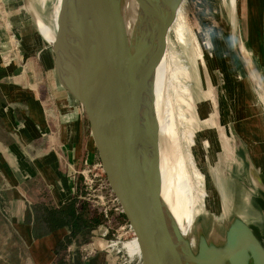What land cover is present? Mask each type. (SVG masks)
Wrapping results in <instances>:
<instances>
[{
    "label": "rangeland",
    "instance_id": "rangeland-1",
    "mask_svg": "<svg viewBox=\"0 0 264 264\" xmlns=\"http://www.w3.org/2000/svg\"><path fill=\"white\" fill-rule=\"evenodd\" d=\"M56 5L57 0H0V93L1 100L9 101L0 109V264H141L139 244L119 214L95 147L90 146L91 151L86 150L78 157L76 147H73L79 141L74 145L65 141L69 151L62 160L65 162L73 156L69 162L75 164L67 166L65 174L84 221L78 219L69 203L61 206V210L67 209L73 214L78 229L56 245L53 260L41 259L34 263L31 251L14 226L12 207L17 201L16 188L26 193L24 201H30L35 207L32 209L35 216L47 217L56 212L50 188L65 189L61 182L43 181L46 174L55 173L56 168L47 160L51 154H47L48 143L42 139L33 146L30 140L39 134V130L30 120L26 122L25 117L12 111L25 108L31 116V102L40 124L50 120L56 130L58 122L55 108L49 101V80L57 101L56 109L62 114L61 125L67 126L72 121L68 105L72 106L75 101L59 84L52 47L37 29L38 18L53 28ZM167 50L169 69L160 106L161 116L169 124L174 119L171 126L185 150L189 143L183 140V135L187 131L198 135L206 168L202 171L199 166L207 179L205 189L207 193L212 189L223 207V211L212 212L207 206L200 208L199 202L193 237L206 245L214 237L224 240L232 218L239 216L255 227L264 243V218L260 207L253 203L257 194L262 193L256 191L250 196L247 186L251 187L252 183L248 166L236 152L231 134L236 127L239 129L248 101L253 104V100L261 111L264 109V0H235V11L231 0H183ZM26 64L35 68V84L29 78ZM256 75L260 84L253 80ZM37 92L46 108L51 104L46 118L36 103ZM23 99L30 102H23ZM214 105H217L216 109ZM261 111H257L258 117L264 112ZM38 122L35 120L37 126ZM217 123L225 126L230 137L227 141L230 153L229 150L225 153ZM87 125L90 139L88 122ZM27 127L32 129L31 133L26 132ZM56 139L49 141L50 147L57 144ZM40 156L47 163H38ZM189 172L197 193L193 170L189 169ZM159 179L160 183L156 180L158 197L167 226L175 190L171 183L162 177ZM209 182L210 189L207 188ZM127 251L137 256H131Z\"/></svg>",
    "mask_w": 264,
    "mask_h": 264
},
{
    "label": "water",
    "instance_id": "water-1",
    "mask_svg": "<svg viewBox=\"0 0 264 264\" xmlns=\"http://www.w3.org/2000/svg\"><path fill=\"white\" fill-rule=\"evenodd\" d=\"M134 1L135 15L126 13L123 0H101L102 37L96 49L76 0H61L51 47L57 79L87 118L119 214L140 245L141 264H174L155 177L154 85L183 0ZM250 172L264 189L257 170ZM192 232L189 255L194 264H204L206 253ZM225 239L235 252L230 257L264 264V245L239 216L232 218Z\"/></svg>",
    "mask_w": 264,
    "mask_h": 264
},
{
    "label": "bare ground",
    "instance_id": "bare-ground-1",
    "mask_svg": "<svg viewBox=\"0 0 264 264\" xmlns=\"http://www.w3.org/2000/svg\"><path fill=\"white\" fill-rule=\"evenodd\" d=\"M123 1H124L126 13L130 11L131 13L134 14L133 12L134 8H132L134 0H123ZM60 2L61 0H57V5L55 8L54 18H53V25H54L53 28L47 25L46 23H44L40 18L37 19V29L41 34V36L44 38V40L50 45L54 44L56 41L57 20L60 9ZM76 2L84 19V23L90 32L94 47L96 49H99L101 44V37H102L101 0H76ZM182 5L183 2L180 4V6L177 9L173 26L176 23L178 17H180ZM231 7L235 11V0H231ZM168 42L169 39L167 40V46H168ZM167 46L164 56L161 62L159 63V65L157 66L156 75H155V85H154L155 109H156V117H157L155 177L157 181L159 178L161 179L162 177L163 179L171 183L175 190L174 199L171 206L172 207L171 217L166 226L168 233V246L170 250L169 252L174 261V264H194L193 258L191 257L192 255L191 256L189 255V248L191 245L188 237L192 232L195 220L199 214L198 213L199 202H200V208L207 206L208 209L212 212L223 211V207L221 205V201L217 196V194L214 193L213 195L212 193L213 190L210 189V185H211L210 182L208 183L209 186L207 187L208 189H210L208 190L209 193H207L205 189L207 179L206 176L201 172V169L203 171L206 168L204 166L203 156L200 154L198 135L193 131H187L183 135V140L189 143L188 149L185 150L184 147H182L181 145L182 142L181 139L179 140L178 139L179 137L177 138V136L174 134L173 126H171L174 119H172L169 124V122H164L161 116L160 106L163 100V89L166 83V74L169 69ZM201 58L202 61L204 62L202 53H201ZM246 59H248L247 56ZM253 80H255V82L260 84L259 82L260 79H258L257 75L253 77ZM216 106L217 105H214L215 109ZM193 120L194 117H192L191 121L193 122ZM224 127L225 126H223L222 123L220 125L219 123H217L219 134L223 140L225 153L228 152V150L230 153L231 148L230 146L228 147L227 144V141L228 139H230V137L228 133L225 131ZM195 161H198L197 162L198 166L197 163H195ZM199 166L201 167V169H199ZM189 169L193 170L192 175L194 179L197 181V189H198L197 193H195L194 191L193 180L191 173L189 172ZM205 243L206 242L203 243L201 242L203 251L206 253L203 257L204 264H228V263H224L228 261L236 262L235 264H246V262H248V256L240 257L239 259H237L238 257H230L235 252L232 249L231 245L229 244L230 242L226 239L221 240L218 239L217 237H214V240L208 242L209 243L208 245H206ZM189 257H191V259Z\"/></svg>",
    "mask_w": 264,
    "mask_h": 264
},
{
    "label": "crops",
    "instance_id": "crops-1",
    "mask_svg": "<svg viewBox=\"0 0 264 264\" xmlns=\"http://www.w3.org/2000/svg\"><path fill=\"white\" fill-rule=\"evenodd\" d=\"M26 65L30 71L29 78L35 84L33 80L34 79L33 73H34L35 68L31 67L28 64ZM55 72H56V69H55ZM48 86H49L48 92L50 95L49 101L54 106L56 115H57L58 124L56 125V130H54L55 126L52 125L50 120H46L44 122L45 124H42V125L40 124L39 118L37 117L36 114H34L31 102L28 101L27 99H23L24 100L23 102H26V103L30 102L29 106H31V110H32L31 116H28L29 114H27L25 108L23 110L12 109V111L17 116L25 117L26 122L27 120H30V123L32 122L34 126L39 130V134L36 137H32V140H30L33 146L37 145L38 143L37 141L42 140V139H44L48 143L49 150H48V153L46 150V153L47 154L51 153V154L47 160L51 161L52 163H50V165L53 164L52 166H54V168L56 166V168H55V173H47L46 174L47 178L45 177L43 181L49 182V183L51 182L60 183L61 182L65 185V189L62 191L58 190L56 187H55L56 190L53 187L50 188V191H51V194L54 200L53 203L54 205L56 204V212L59 214L62 212L61 206L64 205V203L67 202L69 204H72L73 201L75 200L71 192L70 186L68 184L67 176L65 174V168L75 163L69 162V160L73 159V156H70L69 160L65 162L62 160L65 157V152L69 151L68 147L65 144V141L67 140V143L69 142L73 145L74 143H77L79 141L78 145L76 146L74 145L73 147V148L76 147L75 153L77 152L78 157L84 154L86 150H90V146L95 147V143L92 138L89 139L88 137L87 118L85 114L83 113L82 109L75 103H73L72 106L68 105L69 107L66 105L69 109L70 115H72V121L67 126L61 125L62 124V114H61V111L58 112L56 109L57 101H56V97L53 95V91H52L49 80H48ZM22 90L24 89H21V91ZM36 95H37L36 103L41 106V109H43V112H44L42 115H44L46 118L45 113L46 111H48V109H50L51 104H50V107L46 108L45 105L43 104L41 94L37 92ZM252 102L255 106L253 104H250L251 102L249 101H248V107L245 108L243 105V108H245L244 110L245 116H243L241 119V125L239 126V129L238 127H236L231 132V134H232L233 142L235 143L236 152L240 154L241 159H243V162L246 163L248 166V172H249V178H250L249 181H251L252 183L251 187L247 186V189L250 192L249 193L250 196L251 197L252 195L254 196V194H256V191H260L262 193V195L260 196H258L257 194V198L254 199L253 203L255 204L254 206L260 207V213L264 218V189L261 188L259 185H257L253 181V178L250 172L252 168L256 169L260 179L262 180L264 184V168H261L264 166V112L260 114V117H258V113H260L261 109L257 106V104L253 100ZM6 104H9V101H3L1 106L6 105ZM1 106H0V109L2 108ZM257 111L259 112L257 113ZM262 111H264V109ZM31 117L33 118V120L31 119ZM35 120L39 121L38 126L35 124ZM26 132L31 133L32 129L27 127ZM63 134L65 135L63 136ZM62 137H64V139H62ZM52 138H57L56 139L57 144L54 147H50V144H49V141L52 140ZM40 159L41 160L38 161V163L39 162L47 163V161L44 160V158L41 157ZM55 162H56V165H55ZM49 183L48 185H50ZM17 190L18 189L16 188L15 194L18 195V196L16 195L17 201H14L16 209H15V206L12 207L13 212H14L13 221L15 222L14 224L15 228L20 232L22 236V241L26 244L28 249L31 251V257L34 263L35 261L40 262L41 259L43 260L45 259L47 261V260H50V258H52L53 260L54 258L53 251L56 250V245H58L64 238H66L70 233H72L71 227L56 226L52 228L49 223V217L45 215L35 216L32 210L35 207H32V203L30 201H26V200L24 201V195H26V193L21 192L20 190L18 191ZM20 193L22 197L20 196ZM43 200L44 199L41 198L42 203L40 204L42 205H43ZM17 213H19V216L17 215ZM243 220L251 227V229L254 231V233L259 238V240L262 241L260 236H258V234L256 233L255 227L251 225L246 219H243ZM140 252H141V249H140ZM131 256H137V255H131Z\"/></svg>",
    "mask_w": 264,
    "mask_h": 264
},
{
    "label": "trees",
    "instance_id": "trees-1",
    "mask_svg": "<svg viewBox=\"0 0 264 264\" xmlns=\"http://www.w3.org/2000/svg\"><path fill=\"white\" fill-rule=\"evenodd\" d=\"M1 93H0V106L3 102V100H1ZM72 206V209L75 213V215L78 217V219H80L81 221H84V214L79 206V204L76 202V200L73 201L72 204H70ZM77 221H75L73 214L68 211L67 209H63L61 213H52L51 215H49V223L51 225L52 228L56 227V226H69L72 229V232L77 230L79 225H75Z\"/></svg>",
    "mask_w": 264,
    "mask_h": 264
},
{
    "label": "flooded vegetation",
    "instance_id": "flooded-vegetation-1",
    "mask_svg": "<svg viewBox=\"0 0 264 264\" xmlns=\"http://www.w3.org/2000/svg\"><path fill=\"white\" fill-rule=\"evenodd\" d=\"M261 242H262V244L264 245L263 241H261Z\"/></svg>",
    "mask_w": 264,
    "mask_h": 264
}]
</instances>
